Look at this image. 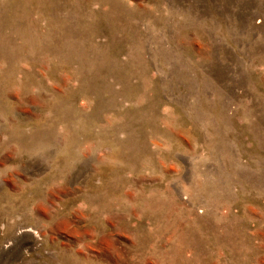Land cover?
Masks as SVG:
<instances>
[{
  "label": "rangeland",
  "instance_id": "rangeland-1",
  "mask_svg": "<svg viewBox=\"0 0 264 264\" xmlns=\"http://www.w3.org/2000/svg\"><path fill=\"white\" fill-rule=\"evenodd\" d=\"M0 264H264V0H0Z\"/></svg>",
  "mask_w": 264,
  "mask_h": 264
}]
</instances>
